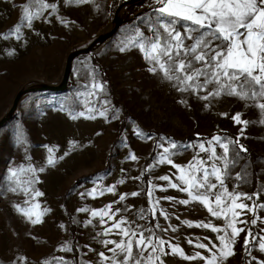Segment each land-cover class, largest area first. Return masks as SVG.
<instances>
[{"label": "rangeland", "instance_id": "374dc122", "mask_svg": "<svg viewBox=\"0 0 264 264\" xmlns=\"http://www.w3.org/2000/svg\"><path fill=\"white\" fill-rule=\"evenodd\" d=\"M128 1L117 0L119 5L125 4L117 13L119 25L113 36L98 51L92 48L72 59L64 91L24 93L0 127V264H74L73 247L78 251L77 264H102L99 253L111 257L109 249L115 247L103 242L127 239L112 228L121 219L127 221L124 228H151L155 236L167 242L165 252L178 246L188 257L198 252L205 258L218 254V236L224 233L196 225L226 228L225 218L211 216L200 202L180 204L178 201L190 199L188 194L159 179L168 176L171 182L179 184L178 170L157 161L165 148L176 151L170 147L173 142L194 145L171 156L173 163L186 166L196 157L206 161L204 167L209 170L215 164L223 171L222 160L210 159L212 152L200 151L198 147L203 143L205 148L214 149L217 157L222 156L223 149L214 137H220L221 142L238 140L239 145L264 155V123L260 122L264 114L256 101L223 94L210 96L215 84L206 89L181 91L183 85L177 81L165 78L160 71L150 72L153 63L131 41L140 42L137 32L145 38L154 37L151 21L155 20L153 9L158 5L154 0ZM28 3L30 0H0V120L20 90L59 85L67 55L89 46L114 26L112 0H89L82 4L45 0L55 5V10L44 9L30 25L22 20L21 6ZM17 25H21L19 33L8 35ZM99 67L112 83L117 100L135 119L124 118L121 109L113 105ZM237 113L249 123H236L233 117ZM213 132L229 133L235 139L214 135L204 140H184L187 136ZM151 151L154 155L144 166ZM237 152L235 165H230L223 175L224 187L229 192L251 195L254 168L255 193L259 196L243 203L264 204V158L251 164L239 147L230 143L228 159L236 157ZM133 155L137 159H131ZM49 158L54 160L53 164L48 163ZM143 170L146 181L142 179ZM238 174L242 179H237ZM86 175L90 177L76 184L77 179ZM210 180L218 185L215 191H222L214 177ZM150 184L156 185L154 196L160 202L155 214L150 211L152 204L147 195ZM110 187L112 192L107 191ZM133 192L139 195L132 196ZM121 195L125 196L122 201ZM109 205L111 219L92 216L93 211L107 209ZM161 208L168 219L160 214ZM37 217L40 222L33 223ZM254 218L257 223L252 225ZM239 219L249 223L236 225L245 231L235 238V255L224 264H262L264 251L259 243L264 237V209L257 207L255 217L244 210ZM70 224L75 226L74 239ZM109 228L112 231L105 234ZM249 229L256 239L249 237L246 251L244 241ZM144 234L149 235L147 231ZM201 243L208 247H196ZM160 258L164 264H205L204 259H185L179 254Z\"/></svg>", "mask_w": 264, "mask_h": 264}, {"label": "snow or ice", "instance_id": "6c2138e0", "mask_svg": "<svg viewBox=\"0 0 264 264\" xmlns=\"http://www.w3.org/2000/svg\"><path fill=\"white\" fill-rule=\"evenodd\" d=\"M71 2L82 4L88 3L89 0H71ZM154 3L158 5L153 9L155 20L151 21L154 37L145 38L143 33L137 32V36L141 37L140 42L137 44L135 40L131 41L133 46H138L144 52L145 59L153 63V67H150L149 71L153 73L160 71L165 78L177 81L183 85L180 88L181 91L206 89L209 84H215L216 88L209 93L210 96L223 94L245 101H256V106L264 114V102H261L264 101V0H154ZM21 7L23 10L22 20L29 25L44 9L55 10V5L45 3V0H30V3ZM34 7H36L35 11ZM20 27L21 25H17L8 35L19 33ZM186 41H191V43H185ZM123 50L124 48H121V51ZM203 98L208 99V96ZM100 114L104 115V113ZM80 115H84V113H80ZM233 119L238 124L247 125L249 123L242 120L239 113ZM260 122L264 123V120ZM213 139L223 149L222 156L217 157L215 150L205 148L203 143L198 147L200 151H211L210 159L222 160L223 171L215 164L209 170L204 167L206 161L196 157L186 166L174 164L171 156L179 154L181 150L194 147V145H177L174 142L170 147L176 151L170 152L169 148H165L157 163H168L178 170L179 184L171 182L168 176L159 179L169 181V187L178 188L188 194L190 199L178 201L180 204L200 202L211 216L225 218L226 228H218L204 223L196 225L197 227L211 228L213 232L224 233L218 236L221 245L218 248V254L213 253L210 257L205 258L198 252L194 256L188 257L178 246H171L170 253L165 252L164 245L167 242L155 236V232L151 228L141 231L124 228L122 225L127 221L121 219L113 224L112 228L117 229L127 239L120 242L104 241L105 245L115 244V247L109 249L113 253L111 257L106 256L103 252L99 253L102 264L103 261H111V264H157L159 261V264H164L160 256L168 254H179L185 259H204L205 264H224L229 257L235 255L233 248L235 238L245 231L244 228H239L236 225L249 223L239 217L244 210L252 212L255 217L256 208L264 209V204L249 206L243 203V200H253V197H258L259 193L248 195L229 192L224 187L223 175L227 174L228 167L234 166L239 158L237 152L236 157L232 160L228 159L229 144L231 143L235 147L238 140L221 142L220 137ZM239 150L247 151L243 145H239ZM131 159L137 158L133 155ZM48 163L53 164L54 160L49 158ZM210 177L215 178L222 191H215L218 185L212 183ZM237 179H242V177L238 174ZM113 190L112 187L107 189L109 192ZM155 190L156 185L150 184L147 191L152 204L150 211L153 214L156 213L160 203L155 199ZM36 195H40V193L37 192ZM131 195L137 196L139 193L133 192ZM124 199L125 196L121 195L120 200ZM110 209L111 205L107 209L93 211L92 216L101 218L108 216L111 219ZM86 210L81 209L80 211ZM143 211L141 210L142 218ZM159 212L165 219H168L162 208L159 209ZM32 222L39 223V217ZM184 223L191 226L188 221ZM250 223L255 225L257 219L254 218ZM112 228L106 229L105 234L111 232ZM226 229H230V232ZM172 230L175 231L174 228ZM145 231L149 233L148 236H145ZM249 237L252 240L256 239L250 229L244 241L246 251H249ZM196 247L204 249L208 246L201 243ZM216 247L213 245V248ZM259 247L264 251V237L261 238ZM149 249L150 253L145 256L144 253Z\"/></svg>", "mask_w": 264, "mask_h": 264}, {"label": "trees", "instance_id": "16d2710c", "mask_svg": "<svg viewBox=\"0 0 264 264\" xmlns=\"http://www.w3.org/2000/svg\"><path fill=\"white\" fill-rule=\"evenodd\" d=\"M119 3L117 2V0H112V4H113V5H111L112 12L115 11V9L119 5ZM107 41L100 42L99 44H97L96 46L93 47L92 51H95V52L98 51ZM98 69H99V71L102 73V75L104 77L103 78V82L107 86V89H108V92H109V96H110V98L112 100L113 105L116 106V107H119L121 109V112H122L124 118H132V119H135L134 117H132L130 115V113L127 110V108L124 105H122L117 100V98L114 95L113 90H112V83L110 82V80H109L108 76L106 75L105 71L103 69H101L100 67ZM123 124H121V127H122ZM214 135H228V136H231V137L234 138V136L230 135L229 133L213 132V133L206 134L204 136H199V137H197V136H187V137L184 138V140H194V139H197V140H201L202 139V140H204V139H208V138H210V137H212ZM236 145L239 147V144H236ZM244 148H246L247 151L246 152L241 151V153L245 157H247V159L250 160L251 164H253L254 161L257 158H264V155L255 152L253 149H251L249 147H244ZM153 155H154V152L151 151L150 152V155H148V157L146 158V160L144 162V166H146L149 163V161L151 160V158H152ZM88 177H90V175L83 176V177L79 178V180L77 179L75 182H76V184H78L81 181V179H86ZM142 179H143V181H146L147 180V175H146L145 170H143ZM256 189H257V176H256L255 169L252 168V170H251V182H250V192H251V195L256 192ZM69 220L71 221L70 217H69ZM70 234H71V238L74 239V237H75V226L73 224H70ZM73 255H74V264H77L78 251H77V249L75 247H73Z\"/></svg>", "mask_w": 264, "mask_h": 264}, {"label": "water", "instance_id": "95a60500", "mask_svg": "<svg viewBox=\"0 0 264 264\" xmlns=\"http://www.w3.org/2000/svg\"><path fill=\"white\" fill-rule=\"evenodd\" d=\"M138 1H140V0H129L128 2L129 3H136ZM124 4L125 3H121L116 8V10L114 12V16H113L114 26L108 32H106V33L100 35L99 37H97L89 46H87V47H85L83 49H76L74 51H71L67 55L62 81H61V83L59 85H43L41 87H33V88H27V89L20 90L15 95L13 103H12V106L9 109V111L6 113V116L0 120V127L6 122V119L14 112L20 96L23 95L24 93H26L28 91H35V90L53 91V92L64 91L66 89V86H67L68 76H69V71H70V65H71L72 59L77 57L80 54H83V53H86V52L90 51L97 43L104 42L105 40L110 39L113 36V34L115 33V31L117 30L118 25H119V22L117 20V13H118L119 9Z\"/></svg>", "mask_w": 264, "mask_h": 264}]
</instances>
